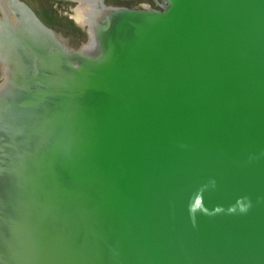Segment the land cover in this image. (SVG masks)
Returning a JSON list of instances; mask_svg holds the SVG:
<instances>
[{
    "label": "water",
    "instance_id": "obj_1",
    "mask_svg": "<svg viewBox=\"0 0 264 264\" xmlns=\"http://www.w3.org/2000/svg\"><path fill=\"white\" fill-rule=\"evenodd\" d=\"M19 5L0 264H264V0L88 4L77 50Z\"/></svg>",
    "mask_w": 264,
    "mask_h": 264
},
{
    "label": "rangeland",
    "instance_id": "obj_2",
    "mask_svg": "<svg viewBox=\"0 0 264 264\" xmlns=\"http://www.w3.org/2000/svg\"><path fill=\"white\" fill-rule=\"evenodd\" d=\"M23 1H25L31 8L35 10L39 18L52 31H54L61 38L66 40L71 48L77 50L83 44L88 42L86 30L83 29L81 26L77 25L76 22L72 20V18H70L71 16H74V13L71 12V9H75L76 7H70L69 5L64 4L60 0ZM119 8L121 7L119 6ZM152 10L162 11V9H156L155 7H153Z\"/></svg>",
    "mask_w": 264,
    "mask_h": 264
},
{
    "label": "flooded vegetation",
    "instance_id": "obj_3",
    "mask_svg": "<svg viewBox=\"0 0 264 264\" xmlns=\"http://www.w3.org/2000/svg\"><path fill=\"white\" fill-rule=\"evenodd\" d=\"M3 1H6L9 5H10V9L11 11L14 10L15 13H20L21 15L20 17H25L24 19H29V17H34L32 15H30L29 13H25L23 12V8L19 5L20 3L22 4H26L32 11V13L35 15V17L49 30H51L37 15V13L35 12V10L33 8H31L25 1L23 0H0V3H3ZM61 2H63L64 4L69 5L70 7H76L75 9H71L74 14L76 9L78 8H82V9H86L87 8V3L93 2L95 0H60ZM96 3L100 2V5H104L106 7H114V8H119V6L121 8H127L128 10H144V9H152L153 7H155L156 9H162V11L164 10L165 6H167L169 4V0H96ZM82 3H86V5H81ZM137 7V8H135ZM135 8V9H133ZM87 10V9H86ZM85 12V11H84ZM0 17H3V14L0 13ZM74 16L70 17L72 18V20H74L76 22L77 25H79L76 21V19L73 18ZM80 26V25H79ZM83 28V27H82ZM88 27L86 26L83 29H87ZM52 31V30H51ZM54 32V31H53ZM87 34V31H86ZM88 36V34H87Z\"/></svg>",
    "mask_w": 264,
    "mask_h": 264
},
{
    "label": "bare ground",
    "instance_id": "obj_4",
    "mask_svg": "<svg viewBox=\"0 0 264 264\" xmlns=\"http://www.w3.org/2000/svg\"><path fill=\"white\" fill-rule=\"evenodd\" d=\"M96 2L97 1L95 0V1L90 2L88 4L94 5V4H96ZM88 4H87V8H86L87 10L86 9L84 10L82 8L76 9L74 17H73L74 19H76L77 23L83 28H85L86 26H89L88 19H87L86 15H89L92 13V9L90 8V6ZM3 12L6 13V15L10 14V6L6 1H3V3H0V13H3ZM10 19H11V21H13L14 18L10 17ZM0 74H1V71H0Z\"/></svg>",
    "mask_w": 264,
    "mask_h": 264
}]
</instances>
